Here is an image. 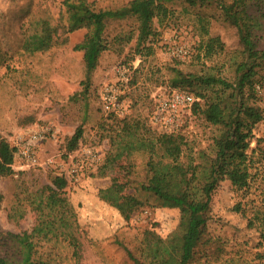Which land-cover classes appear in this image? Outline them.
<instances>
[{"label": "rangeland", "instance_id": "rangeland-1", "mask_svg": "<svg viewBox=\"0 0 264 264\" xmlns=\"http://www.w3.org/2000/svg\"><path fill=\"white\" fill-rule=\"evenodd\" d=\"M63 1L0 0V139L14 146L18 136L41 127H50L54 135L37 148L39 166L0 177V232L30 231L36 216L28 203L22 218L8 220L16 195L24 199L61 176L68 183L65 196L76 214L80 246L77 255L67 243L52 249L53 264H135L127 250L143 261L144 232L166 238L178 225L179 211L159 207L141 189L148 177V155L129 156V143L142 127L161 134L151 122L153 98L170 90L173 69L234 82L243 58L238 32L217 8L205 9L209 35L223 43L221 52L206 57L199 50L203 38L195 10L179 2L167 5L173 13L162 24L154 21L156 35L142 46L137 47L133 19L109 21L104 32L108 49L86 81L83 53L75 50L86 30L67 32ZM86 1L107 10L131 0ZM41 20L57 28L55 43L46 52L26 53L25 36ZM258 35V48L264 51V30ZM173 50L182 54L173 55ZM120 64L131 68L130 81L120 95V111L110 115L102 111L100 96L116 82ZM255 79V85L264 84L263 67H257ZM248 104L263 112L247 151L248 186L239 190L228 180L219 183L193 264H264V97L254 93ZM78 126L83 130L79 147L67 154V141ZM179 133L185 140L182 161L198 160L202 151L213 153L219 128L190 111Z\"/></svg>", "mask_w": 264, "mask_h": 264}, {"label": "trees", "instance_id": "trees-1", "mask_svg": "<svg viewBox=\"0 0 264 264\" xmlns=\"http://www.w3.org/2000/svg\"><path fill=\"white\" fill-rule=\"evenodd\" d=\"M177 2L195 10L203 38L199 50L206 57L223 50L220 38L209 35L210 21L204 13L205 9L215 7L222 20L237 29L243 58L236 65L233 83L216 75L187 74L179 69L172 70L168 82L170 89L192 94L197 101L190 111L199 112L208 124L219 128L213 140V153L202 151L198 160L189 157L182 161L183 135L160 134L145 127L129 143V156L134 152L148 155V177L141 189L152 195L159 207L179 211L178 225L166 238L152 231L144 232L143 261L127 250L135 264H193L205 240L207 214L219 183L228 180L239 190L248 186L247 151L253 128L263 119L262 110L250 106L248 99L255 93L257 67L264 68V51L259 50L257 42L258 32L264 30V0H131L120 8L107 10L95 9L86 0L62 2L67 32L86 30L83 40L75 46V50L83 53L86 81L108 49L104 32L109 21L133 19L137 25V47L142 46L156 35L154 21L162 24L173 13L167 5ZM34 27V32L25 36L24 52L34 54L51 49L58 36L57 28L48 20L38 21ZM82 134V127L78 126L67 141V154L78 149ZM15 154L16 148L0 139V177L14 175ZM50 182L51 185L25 195L24 199L16 195L8 220L22 218L24 205L28 203L36 216L35 224L30 231L0 232V264H53L52 249L62 243H67L74 255L78 254L76 214L65 196L67 180L54 176Z\"/></svg>", "mask_w": 264, "mask_h": 264}, {"label": "built area", "instance_id": "built-area-1", "mask_svg": "<svg viewBox=\"0 0 264 264\" xmlns=\"http://www.w3.org/2000/svg\"><path fill=\"white\" fill-rule=\"evenodd\" d=\"M172 54L179 56L182 51L173 50ZM130 72L131 68L128 65L120 64L115 67L116 82L114 85H106L100 96L104 113H118L120 111V95L130 81ZM255 93L264 97V84L255 85ZM153 100L151 122L162 134L179 133L185 115L190 112L191 106L197 101L192 94L178 89H170L165 94L155 95ZM53 136V129L50 127L31 129L26 134L18 136L17 143L14 145L16 148L12 165L14 173L39 166L37 148L48 137ZM89 154L92 160L96 159L94 153L89 152ZM17 161L19 164L15 166Z\"/></svg>", "mask_w": 264, "mask_h": 264}]
</instances>
